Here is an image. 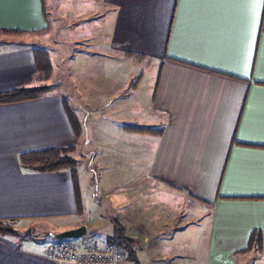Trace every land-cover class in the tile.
Listing matches in <instances>:
<instances>
[{"label":"crops","instance_id":"1","mask_svg":"<svg viewBox=\"0 0 264 264\" xmlns=\"http://www.w3.org/2000/svg\"><path fill=\"white\" fill-rule=\"evenodd\" d=\"M59 4L67 13L69 36L77 33L85 46L95 45L92 51L108 59L111 52L117 60L145 61L150 87L127 88L134 76H142L140 70L132 76L124 72L120 79L107 68L101 71L102 60L84 57L82 64L90 65L102 87L85 89L78 83L77 95L68 100L48 96L0 105V220H17L18 234L41 226L48 237L83 224L89 228L91 218L113 223L115 217L104 212L78 214L68 170L32 172L20 157L94 144L100 128L103 140L112 126L128 122L121 131L144 138L151 149L147 177L141 180V146L120 132L116 188L108 189L112 195L104 191L110 203L115 201L123 233L151 259L160 254L161 261L163 255L178 261L180 252L202 254L200 264H242L248 254L264 261V6L256 0H45V5L0 0V29L25 32L2 39L0 93L45 83L33 48L38 45L20 47L18 40L48 34ZM124 93L130 95L126 103ZM64 101L81 122L80 138ZM100 118L108 126L87 131V122ZM131 127L138 130L126 129ZM140 127L159 133L140 132ZM72 155L79 160L78 179L88 181L87 154ZM79 187L83 208L98 206L94 191L86 195L87 186ZM257 230L260 246L247 251ZM23 236H0V264H58L46 256L54 241L39 246Z\"/></svg>","mask_w":264,"mask_h":264},{"label":"rangeland","instance_id":"2","mask_svg":"<svg viewBox=\"0 0 264 264\" xmlns=\"http://www.w3.org/2000/svg\"><path fill=\"white\" fill-rule=\"evenodd\" d=\"M58 3V2H57ZM61 3V2H60ZM64 10L61 7V4L55 6L53 8L52 13L50 17L51 26L49 29V33L45 35H40L39 37H26L23 38L24 40H18L19 46H25L28 44L30 47V42H32V45H38L36 48L33 46V48L37 51V55L39 57V61L41 63V70L39 71L42 76H45V83L40 85L46 87L47 93H44L42 95V98L48 97V96H58L59 98L63 99H71V95H77L73 89H76L77 84L79 83L81 87L84 86L85 89H96L98 86L102 87V84L100 82V77L97 76L95 71L88 65V67L85 69L86 63L83 60L84 57L91 58H97L98 60H102L104 63H101V65L105 68L101 71H104L107 69L110 70V74L112 75L114 72L116 74L118 73L119 78L121 79L124 77V72L130 73V76L136 75L137 71L140 70L142 73L141 75H138L136 78H130L132 80V83L130 84V87L127 86L129 89L137 88L140 84L141 87L146 86L149 88L150 80L148 79V74L150 71L149 64H145V61H140L136 57H129L125 56V60H117V56H114V53L110 52V58H107L106 54H103L98 50L92 51L93 48H96L95 45L92 46H85V44L82 42L83 38L79 37L77 33L72 34V36H69L68 31V24L66 22L67 20V13H64ZM51 12V11H50ZM48 15V17H49ZM54 18V21H53ZM55 20H59L56 21ZM77 21H75L76 24ZM73 28V27H72ZM79 28H76L73 30L76 31ZM85 33V31H83ZM89 33V32H88ZM86 34V33H85ZM5 37H12V36H6L1 34L0 35V44H3L4 41L2 39H5ZM22 37V36H18ZM38 40H42L41 42ZM2 42V43H1ZM22 42V43H21ZM24 42V44H23ZM29 42V43H27ZM35 43V44H34ZM81 45V46H80ZM112 58L116 59L112 60ZM121 61V62H120ZM109 62V63H108ZM142 62V63H140ZM82 64V65H81ZM133 67L135 70H133ZM145 67V68H144ZM146 71L147 78H144L143 70ZM123 70V75H122ZM73 71V72H72ZM140 77L139 82L136 86H132L136 79ZM141 82V83H140ZM88 91V90H87ZM130 91L131 90H127ZM130 99V95L124 93V102L126 103L127 100ZM81 100H78V104H80ZM142 116H145L146 113L142 112ZM85 120L83 119V122ZM107 119L100 118L96 121L90 122V120L87 122L86 129L87 131L91 129H94L98 126H108ZM147 124V122H145ZM128 125L127 123H118L115 126H112L110 129L109 135L103 139L100 140V129H99V140H97L94 144H83V142H79L78 146H73L74 148L72 150L75 151V155L79 154H87L88 159V169L91 170L92 174L89 175L90 178L88 181H84L83 178H80L78 180L77 185H86L87 187L84 188V192H88L90 196L92 195V190L94 191V195L97 197V204L98 206L94 207H87L83 208L82 213H79L82 217H87L86 214L88 213V216L90 215V212L93 211L96 214H99L100 212H104L105 214H110L111 216H114L116 219V207H115V201L113 203H110L112 201V197L108 196L106 193V190L104 189H114L115 186V170H117L118 164L116 157L119 156V151H121L122 147V139L121 135L125 140H133L136 143L139 142V145L141 146L140 151V162H139V169L141 171V180L145 179L147 177V170L149 167V161L147 158V154L149 152L150 145L148 146V142L144 139L139 137L138 135H135V137H129L126 135L124 129L121 131V126H124L125 128ZM130 127V126H129ZM83 132V128H82ZM121 132V135H119ZM119 135V136H118ZM83 136V133H82ZM149 139L153 140V137H150ZM145 156V157H144ZM82 160V159H80ZM103 164V165H102ZM78 173L79 172L78 167L79 164L76 166ZM80 188V187H79ZM109 191V190H108ZM81 192V191H80ZM86 192V195H88ZM109 194L112 195V193L109 191ZM91 199V197H90ZM90 203V201H89ZM88 203V206H89ZM83 204V203H82ZM84 207V206H83ZM84 220L86 218H83ZM110 218H91L92 222L90 227L88 228L90 236H93V239L99 241L100 243L108 242L107 240L112 237V239L109 242H113V238L117 239L116 234V226L113 223L109 222ZM7 226L12 227L13 229L18 231V221H9V220H3ZM94 223V224H93ZM84 225V224H83ZM193 226V225H192ZM195 227V226H193ZM31 231L32 235L30 236H23L26 238H30L34 244H37L39 246H43L46 244V242H55L56 240H52L48 237L49 230L44 231V229L41 226L35 225L31 226L27 231ZM48 231V232H47ZM115 231V234H114ZM169 232L165 231L163 234V237L165 238ZM24 234V233H23ZM114 234V235H113ZM109 235H113L109 237ZM167 237L166 239H168ZM203 246H205V240L202 241ZM199 248L203 247L200 244L198 245ZM185 252H180L181 258L176 261V258L173 260V255H170L169 258L164 256V261H161L160 254L156 253L154 255V258L151 259L148 257L143 251L141 246H138V255L139 260L142 262V264H169L172 263V261L175 262V264H200V259L202 254H196V255H184ZM248 254L245 255L244 260L242 261V264H264V261H260L257 254ZM191 257H198V262H193V259Z\"/></svg>","mask_w":264,"mask_h":264},{"label":"trees","instance_id":"3","mask_svg":"<svg viewBox=\"0 0 264 264\" xmlns=\"http://www.w3.org/2000/svg\"><path fill=\"white\" fill-rule=\"evenodd\" d=\"M43 5H45V0H42ZM0 34L6 36H22L25 32L21 30L15 29H0ZM37 55V52H35ZM38 57V56H36ZM39 58V57H38ZM39 64L41 65L40 61ZM42 66V65H41ZM41 70V67H40ZM140 77L136 79L132 86H136L139 82ZM44 93H47L46 87L44 86H36V87H20L16 89H11L8 91H4L0 93V105L2 104H12L24 101H31L35 99H39L42 97ZM67 116L69 118L72 129L78 136V138L82 135V125L78 118V116L71 111L67 102H63ZM129 131H137L138 129L135 127L126 128ZM140 132H148V133H159L154 130V128L150 127H140ZM74 147L68 148H52L45 150H37L25 153L21 155L20 160L22 163V167L28 169L32 172L39 173H58L63 170H68L73 179L75 193L78 202V211L82 213L83 204L82 197L80 193L78 182V171L77 165L79 160L76 159L72 154L75 152L72 150ZM112 220V219H111ZM112 222L115 224L118 220L113 219ZM117 227V239L116 244L124 251L126 255V264H142L139 260L138 255V242L128 236H126L123 231V227L119 224H116ZM23 235V233H20ZM18 231L13 229L10 226H7L3 220H0V236L1 237H11V236H20ZM111 240V238H110ZM107 240L108 242L110 241ZM261 233L260 231H255L252 233L251 238L249 240V246L247 251H251L252 249H258L261 243Z\"/></svg>","mask_w":264,"mask_h":264},{"label":"built area","instance_id":"4","mask_svg":"<svg viewBox=\"0 0 264 264\" xmlns=\"http://www.w3.org/2000/svg\"><path fill=\"white\" fill-rule=\"evenodd\" d=\"M113 239V242L100 243L87 235L57 240L46 247V256L58 264H126L124 251L116 244V238Z\"/></svg>","mask_w":264,"mask_h":264},{"label":"water","instance_id":"5","mask_svg":"<svg viewBox=\"0 0 264 264\" xmlns=\"http://www.w3.org/2000/svg\"><path fill=\"white\" fill-rule=\"evenodd\" d=\"M24 235H32V232L26 231L24 232ZM88 235V228L86 225H82L78 228L66 230L64 232L60 233H50L49 237L54 240H69V239H80L83 237H86Z\"/></svg>","mask_w":264,"mask_h":264},{"label":"snow or ice","instance_id":"6","mask_svg":"<svg viewBox=\"0 0 264 264\" xmlns=\"http://www.w3.org/2000/svg\"><path fill=\"white\" fill-rule=\"evenodd\" d=\"M256 3L260 4L261 6H264V0H256Z\"/></svg>","mask_w":264,"mask_h":264}]
</instances>
